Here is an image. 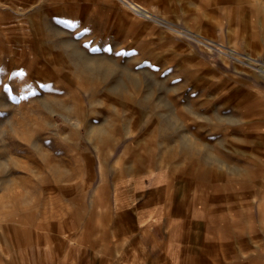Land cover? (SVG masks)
Here are the masks:
<instances>
[{
	"label": "rangeland",
	"instance_id": "1",
	"mask_svg": "<svg viewBox=\"0 0 264 264\" xmlns=\"http://www.w3.org/2000/svg\"><path fill=\"white\" fill-rule=\"evenodd\" d=\"M134 1L169 24L120 0H0V264L117 254L126 177L167 180L192 252L264 264V0Z\"/></svg>",
	"mask_w": 264,
	"mask_h": 264
},
{
	"label": "crops",
	"instance_id": "2",
	"mask_svg": "<svg viewBox=\"0 0 264 264\" xmlns=\"http://www.w3.org/2000/svg\"><path fill=\"white\" fill-rule=\"evenodd\" d=\"M134 16L142 17L136 13ZM149 179L152 183L147 186ZM165 181L167 180H158L153 177L146 180L126 177L115 182L117 197L124 189L128 194L125 197L122 196L123 198L120 197V200H113V204L119 210L118 215L124 214L130 220L128 224L132 231L128 241L126 240L127 243H124L117 254L114 250L107 248L106 251L101 249L91 258L85 250H79L83 252L79 258L66 252L57 261L58 264H212V259L218 255V252L210 249L214 247H207L199 254L187 248L184 241L187 232L185 233L183 229L188 228L189 223H186V218L176 216L177 209L174 210L168 199L164 197L163 191L160 192ZM131 184L133 187L130 186ZM129 186L130 191H128ZM175 204L176 208L180 209L179 204ZM197 207L195 210L188 209V214L199 216L200 211L202 214L205 213V206L201 209ZM238 243L244 248L241 245H245L242 241ZM234 244H228L230 249L234 247ZM69 249L75 248L71 246ZM199 259H202V262ZM44 261L45 259H38L34 264H45Z\"/></svg>",
	"mask_w": 264,
	"mask_h": 264
},
{
	"label": "bare ground",
	"instance_id": "3",
	"mask_svg": "<svg viewBox=\"0 0 264 264\" xmlns=\"http://www.w3.org/2000/svg\"><path fill=\"white\" fill-rule=\"evenodd\" d=\"M121 2H123L126 6H127V8H129L130 10H134V9H136L135 8V6H140V7H138V9L141 11V12H138V13H136V12H134V13H136V14H139V15H141L142 17H145L146 16V14L148 13H150L151 15H154V13H153V11L152 10H150V9H148V8H145L144 6H142L141 4H139V3H137V2H135L134 0H121ZM150 15V16H151ZM154 16H156L157 18H160V19H162L163 20V22L164 21H166L168 24H169V20H167V19H165V18H161L160 16H158V15H154ZM171 23V22H170ZM160 24H163L162 23V21L160 22ZM165 24V23H164ZM163 24V25H164ZM166 26V25H165ZM175 28H176V24L175 23H173L172 22V24L170 25V29H173V30H175ZM177 30V29H176ZM181 31V30H180ZM182 33H185V34H188V35H191V36H193V37H195V39H197L199 42H203V44L205 43V44H207L208 45V38L207 37H205V36H203L202 34H196V33H193V32H189L188 30L187 31H185V30H183V32ZM213 40V39H212ZM210 43H212V42H210ZM214 44H216L215 42H214ZM218 44H221V43H218ZM237 50V49H236ZM236 50H230L231 51V53H234V54H239L238 53V51H236ZM224 51V50H223ZM229 51V50H228ZM229 51V52H230ZM246 58H248V57H246ZM254 58V57H253ZM253 58H251V56L248 58V62L249 63H252V61H254V60H252ZM263 66V65H262ZM262 66H261V68H262ZM264 69V68H263ZM262 71H264V70H262Z\"/></svg>",
	"mask_w": 264,
	"mask_h": 264
},
{
	"label": "built area",
	"instance_id": "4",
	"mask_svg": "<svg viewBox=\"0 0 264 264\" xmlns=\"http://www.w3.org/2000/svg\"><path fill=\"white\" fill-rule=\"evenodd\" d=\"M120 1H121V0H120ZM138 7H140V6H135L136 9H134V10H132V11H133V12H136V13L141 12V11H140L141 9L139 10ZM150 15H151L150 13H149V14L147 13L145 17H146L147 19H149V20H153V21H156V22H158V23H160V22L162 21V23L164 24V22H163L162 19L157 18L156 16H154L155 14H154V15H151V16H150Z\"/></svg>",
	"mask_w": 264,
	"mask_h": 264
},
{
	"label": "snow or ice",
	"instance_id": "5",
	"mask_svg": "<svg viewBox=\"0 0 264 264\" xmlns=\"http://www.w3.org/2000/svg\"><path fill=\"white\" fill-rule=\"evenodd\" d=\"M88 31H90V30L85 29V32H88ZM116 55H121V53L117 52ZM4 87H5V89L7 90L9 86L5 85Z\"/></svg>",
	"mask_w": 264,
	"mask_h": 264
}]
</instances>
